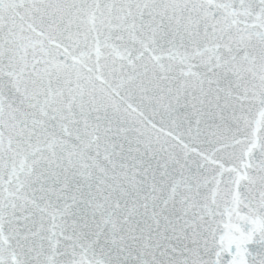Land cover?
I'll list each match as a JSON object with an SVG mask.
<instances>
[{
  "label": "snow or ice",
  "instance_id": "1",
  "mask_svg": "<svg viewBox=\"0 0 264 264\" xmlns=\"http://www.w3.org/2000/svg\"><path fill=\"white\" fill-rule=\"evenodd\" d=\"M0 264H264V0H0Z\"/></svg>",
  "mask_w": 264,
  "mask_h": 264
}]
</instances>
